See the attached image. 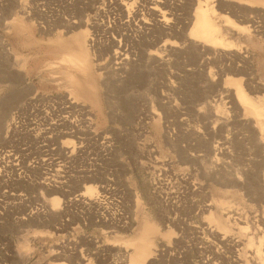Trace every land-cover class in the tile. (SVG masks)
<instances>
[{
    "label": "rangeland",
    "instance_id": "1",
    "mask_svg": "<svg viewBox=\"0 0 264 264\" xmlns=\"http://www.w3.org/2000/svg\"><path fill=\"white\" fill-rule=\"evenodd\" d=\"M200 2L175 0L180 34L144 38L112 0H0V264H128L148 223L146 264H264V128L227 83L264 104V10L227 28L247 57L209 90L220 59L201 68L185 41ZM209 2L237 24L223 5L258 4ZM79 43L85 71L61 62Z\"/></svg>",
    "mask_w": 264,
    "mask_h": 264
},
{
    "label": "bare ground",
    "instance_id": "2",
    "mask_svg": "<svg viewBox=\"0 0 264 264\" xmlns=\"http://www.w3.org/2000/svg\"><path fill=\"white\" fill-rule=\"evenodd\" d=\"M253 1H256L258 4L247 3V2H237L236 4L238 5H234V4L223 5L224 9L226 10H232L234 11V13L238 11L243 13L241 15L242 17L238 19L239 22H241V24L234 23L231 19H229L227 15L220 14L219 12H217L216 9L214 8V5L211 4L210 3L211 1L209 2V0H202V2L198 3V5L196 6L194 10V18H195L194 23L190 30V35L185 39V41L188 40L189 44H192L191 50H193L194 53L196 52L198 54V59L199 58L201 59L200 65H199L201 66V68L202 67L205 68V66L210 65L212 61H215L209 58L208 55L210 53H213L217 57H219L218 59H220V62H221V65L218 66L217 69L215 68L216 70L214 72H211V68H210L208 77H207V74L205 76L206 82L207 80L211 82L210 83L208 82L209 84L204 82L203 86H206V88H209V90H212L220 86L222 75H225L228 73L239 74L243 70L238 67V64L235 65V60L239 58L240 60L245 59L247 55L243 54L242 52L238 50H236V52L235 51L231 52L235 48L231 47L232 44L228 43L225 40L223 35L225 33L230 34L227 29L228 27H230V29L232 28V30L238 28L240 31H243L245 26L242 25V23L250 22L253 25L254 23L252 20L253 18L250 19L249 17H247L246 14L248 11L249 12L254 11L258 13L262 11L263 13L264 0H250V2H253ZM112 2L114 4L119 5L122 11L126 14V18H127L126 23H128V25H133L134 29H137L136 31L139 32L141 35H143L144 38L148 36L146 35L147 31L153 32L154 30H159L162 34L179 33L178 27L180 26L177 25L178 26L177 27L174 22H171V19H172L171 16L173 14L172 10L176 4L175 0H147L146 3L148 5H146L144 9L139 8V5L137 4L136 0H112ZM72 22L75 23V21L73 20ZM151 38L152 37H147V40H149L150 42L152 41ZM118 43L120 42L118 41ZM0 44L1 45L4 44L6 54L11 55L10 47H8V44L4 42L3 40L0 41ZM79 45H80L81 50L73 51L71 49H68L67 52H65L63 56L61 57V62L66 65H69L72 68L81 69L85 71L86 69L89 68V64L87 62L88 61L87 52L83 50L81 43H79ZM164 45H165V42L162 44V46ZM166 50L167 48L165 49V51ZM226 51H230V52H226ZM151 54H154V53H151ZM124 55L125 54L123 52L114 51L113 55H111L112 56L111 58H114V64H118L121 67L122 65H125L127 57ZM164 60L165 59H162V61ZM195 70H198V67L196 69H192V71L194 72ZM246 70H251V68L247 67ZM68 77L70 80H73L71 78H74L72 74L68 75ZM194 80L196 79L194 78ZM213 81L215 83H213ZM230 82L233 83L235 86L233 95L235 96V99L238 102V105L242 108L244 107L245 110H247L252 115L251 118L260 127V132H261V130L264 128V104L258 103L254 101L253 98L248 96L247 93L242 88L241 81L238 80V78H227V83H230ZM254 87L255 86H253V88ZM223 88H225V86ZM64 142H66V145L68 146L70 145L72 140L65 139ZM219 151H220V148H219ZM262 156L264 158V154ZM45 186L47 187L48 184H45ZM49 186H52L50 188L47 187L49 192L52 193V197H50L47 200V205L49 207L48 213L49 215L54 216L55 213L53 212L56 209H58L59 205L61 204L60 203L61 199L58 195H56L57 190H59L57 189L59 188L58 185L51 184ZM93 192H94V188L91 187L90 185H86L83 187V190L80 192L79 197H75L74 199L80 202L82 200V198H80L81 195H85L87 196V199H91L94 196ZM71 201L73 202V200ZM64 205L66 206V204ZM243 228H246V227H243ZM151 230H153V225L149 223L145 224L143 231H142L143 234L141 238L131 242L132 248H130L131 252L128 253V262H129L128 264H146L150 260L149 254L151 253L152 241L147 237V233ZM259 233L260 232H258L257 234ZM221 237L223 236L221 235Z\"/></svg>",
    "mask_w": 264,
    "mask_h": 264
}]
</instances>
